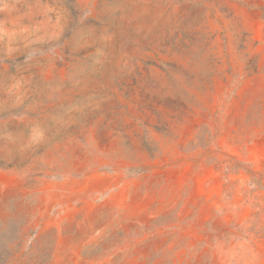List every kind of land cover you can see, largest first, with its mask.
<instances>
[{"label":"rangeland","instance_id":"374dc122","mask_svg":"<svg viewBox=\"0 0 264 264\" xmlns=\"http://www.w3.org/2000/svg\"><path fill=\"white\" fill-rule=\"evenodd\" d=\"M0 264H264V0H0Z\"/></svg>","mask_w":264,"mask_h":264}]
</instances>
